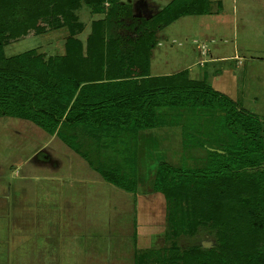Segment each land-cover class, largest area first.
Returning a JSON list of instances; mask_svg holds the SVG:
<instances>
[{
  "label": "trees",
  "instance_id": "16d2710c",
  "mask_svg": "<svg viewBox=\"0 0 264 264\" xmlns=\"http://www.w3.org/2000/svg\"><path fill=\"white\" fill-rule=\"evenodd\" d=\"M105 1L112 20L93 22L84 51L75 36L84 23L75 10L85 2L94 13L105 12ZM211 1L170 0L150 17L138 19L123 12L121 0H0V115L16 114L59 135L106 181L134 193L142 180L140 160L145 148L153 146L150 131L180 127L182 147L203 154L196 156L195 166L159 157L153 191L167 202L165 236L186 225L179 209L187 196L193 203L185 213L188 221L213 220L221 228L222 243L207 251L195 246L180 252L171 246L155 259L159 264H264L259 248L264 243L263 121L216 89L207 72L200 78L188 68L151 74L159 31L182 16L210 14ZM124 16L131 18L127 29L135 34L112 32L124 25ZM55 25L70 32L61 52L46 57L33 48L4 55L5 40ZM122 43L130 46L128 58L120 59ZM78 129L93 137L89 148L82 147ZM227 180L235 181L229 186ZM211 198L219 200L207 204ZM153 254V248H138L134 264Z\"/></svg>",
  "mask_w": 264,
  "mask_h": 264
},
{
  "label": "rangeland",
  "instance_id": "374dc122",
  "mask_svg": "<svg viewBox=\"0 0 264 264\" xmlns=\"http://www.w3.org/2000/svg\"><path fill=\"white\" fill-rule=\"evenodd\" d=\"M121 2L126 4L124 13L144 19L170 0ZM104 5L107 10L101 13H94L85 2L75 10L84 23L75 34L84 51L93 22L112 20L110 3ZM211 9L210 14L182 16L159 31L151 54V74L188 68L192 77L200 78L207 70L208 79L215 82L214 73L229 70L223 74L226 93L238 106L257 113L264 124V0H212ZM122 19L124 25H116L112 32L124 37L135 34L127 29L131 18ZM69 34L67 28L55 25L16 41L5 40L4 55L36 48L48 57L62 51ZM118 54L120 59L128 58L130 46L122 43ZM233 75L240 93L231 86ZM177 129L150 131L153 146L144 149L145 158L139 163L142 180L134 193L106 181L59 135L16 114L0 115V264H134L138 248L155 250L141 264H159L155 258L171 246L180 252L195 246L203 251L219 249L220 226L213 220L211 224L189 222L185 213L193 203L187 196H182L183 208L179 209L186 225L170 237L165 236L164 195L147 196L154 192V172L161 158L175 165L195 166L196 156L203 154L201 149L182 147L181 128ZM76 133L82 147L89 148L93 139L89 131L78 129ZM234 181L225 183L231 186ZM216 200L211 198L207 204ZM259 248L264 251V243Z\"/></svg>",
  "mask_w": 264,
  "mask_h": 264
},
{
  "label": "crops",
  "instance_id": "0c3cea01",
  "mask_svg": "<svg viewBox=\"0 0 264 264\" xmlns=\"http://www.w3.org/2000/svg\"><path fill=\"white\" fill-rule=\"evenodd\" d=\"M223 71V70H222ZM229 70H224L223 72H221V73H219V72H217V73H214V76L213 77H215V79L213 78V80L215 81V82H211L212 83V85L216 88V89H218V90H220V91H222V93H225V94H227L226 93V89L224 88L225 87V85H223L224 84V82H225V77H224V75H225V73H227ZM205 72H207V70L205 71ZM224 74V75H223ZM232 75V74H231ZM220 80L222 81V83L220 82ZM216 85V86H215ZM224 86V87H223ZM231 86H233L234 87V90L237 92V93H240L239 91H238V80H237V77H236V75H233V83H232V85ZM235 92V93H236ZM228 95V94H227ZM168 131H170V132H172L171 130H168ZM13 174H14V176L16 177L17 175V171L16 170H14V172H13ZM154 193H160V192H153V193H150V194H147V196H150V195H152V194H154ZM160 194H162V193H160ZM143 196H145L146 197V195H143Z\"/></svg>",
  "mask_w": 264,
  "mask_h": 264
}]
</instances>
